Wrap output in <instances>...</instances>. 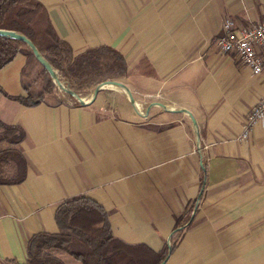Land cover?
Here are the masks:
<instances>
[{
    "label": "crops",
    "instance_id": "0c3cea01",
    "mask_svg": "<svg viewBox=\"0 0 264 264\" xmlns=\"http://www.w3.org/2000/svg\"><path fill=\"white\" fill-rule=\"evenodd\" d=\"M36 1L75 55L109 46L125 57L118 82L135 105L105 86L87 105L26 107L27 57L0 70V123L24 130L27 163L22 183L0 185V264H26L30 238L58 233L56 210L78 197L108 213L114 237L154 252L191 210L168 264H264V122L240 140L264 72L215 43L228 19L263 21L264 0Z\"/></svg>",
    "mask_w": 264,
    "mask_h": 264
},
{
    "label": "trees",
    "instance_id": "16d2710c",
    "mask_svg": "<svg viewBox=\"0 0 264 264\" xmlns=\"http://www.w3.org/2000/svg\"><path fill=\"white\" fill-rule=\"evenodd\" d=\"M0 30L15 31L29 38L57 72L61 81L79 96L80 90H91L102 82L118 81L127 73L125 57L109 46L91 48L75 55L71 46L54 29L44 6L36 0H0ZM18 54L35 60L34 54L22 42L0 37V70ZM49 86L55 89L50 80ZM28 91L27 97L16 100L26 107L45 102ZM79 104L77 100H74ZM61 103V102H56ZM25 132L17 126L0 123V185H17L26 179L27 163L17 146ZM15 165L16 173L5 176L4 167ZM191 210L176 221V233L171 245L154 252L143 244L130 245L114 237L108 213L94 200L78 197L64 202L55 213L58 233H38L27 245L26 264H65L53 255L57 249L70 253L82 264H168L189 222Z\"/></svg>",
    "mask_w": 264,
    "mask_h": 264
},
{
    "label": "built area",
    "instance_id": "2783aa9c",
    "mask_svg": "<svg viewBox=\"0 0 264 264\" xmlns=\"http://www.w3.org/2000/svg\"><path fill=\"white\" fill-rule=\"evenodd\" d=\"M220 53L235 55L242 65L254 74L264 72V20L238 29L235 23L228 19L223 23V35L216 40ZM264 122V98L248 113L240 140H247L256 126ZM200 146L199 152L203 149Z\"/></svg>",
    "mask_w": 264,
    "mask_h": 264
},
{
    "label": "rangeland",
    "instance_id": "374dc122",
    "mask_svg": "<svg viewBox=\"0 0 264 264\" xmlns=\"http://www.w3.org/2000/svg\"><path fill=\"white\" fill-rule=\"evenodd\" d=\"M25 82L28 87V90L33 96L41 97L47 102H64L70 101L74 102V98L70 97L66 92L60 89L50 77V80L55 86V89L52 91L51 87L49 86V78L44 73L43 67L35 60H32L27 63L26 71H25ZM60 78V77H59ZM65 87L68 88L66 82L61 81ZM95 89V87L91 90H80L81 98L88 99V95H91V92ZM87 97V98H86ZM0 148H5V146H0ZM5 176H13L16 173L15 165L12 164L11 166L4 167ZM171 245V244H170ZM55 252V251H53ZM52 252V253H53Z\"/></svg>",
    "mask_w": 264,
    "mask_h": 264
},
{
    "label": "water",
    "instance_id": "95a60500",
    "mask_svg": "<svg viewBox=\"0 0 264 264\" xmlns=\"http://www.w3.org/2000/svg\"><path fill=\"white\" fill-rule=\"evenodd\" d=\"M0 37L10 38V39L24 43L31 50V52L34 54L37 62L49 74V76L52 78L54 83L60 89H62L64 92H66L70 97L76 99L81 105L90 104L96 98L99 91L101 89H103L105 86H116V87L123 89L127 93L131 103L133 105H135V100H134V97H133L130 89L125 84L118 82V81H113V80L105 81V82H102L99 85H97L96 88L94 89L92 99L90 101H86L85 99L81 98L77 93H75L74 91H72L69 88L64 86V84L61 82L57 72L53 69V67L50 65V63L40 53V51L37 49L35 44L29 38H27L25 35L20 34L18 32H15V31L0 30Z\"/></svg>",
    "mask_w": 264,
    "mask_h": 264
},
{
    "label": "bare ground",
    "instance_id": "6f19581e",
    "mask_svg": "<svg viewBox=\"0 0 264 264\" xmlns=\"http://www.w3.org/2000/svg\"><path fill=\"white\" fill-rule=\"evenodd\" d=\"M106 88V87H105Z\"/></svg>",
    "mask_w": 264,
    "mask_h": 264
}]
</instances>
